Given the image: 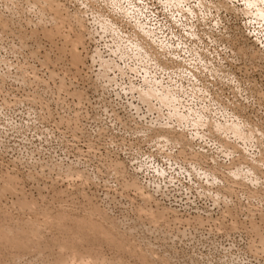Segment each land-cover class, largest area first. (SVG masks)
Instances as JSON below:
<instances>
[{
	"label": "rangeland",
	"instance_id": "rangeland-1",
	"mask_svg": "<svg viewBox=\"0 0 264 264\" xmlns=\"http://www.w3.org/2000/svg\"><path fill=\"white\" fill-rule=\"evenodd\" d=\"M263 238L264 0H0V264H264Z\"/></svg>",
	"mask_w": 264,
	"mask_h": 264
},
{
	"label": "bare ground",
	"instance_id": "bare-ground-1",
	"mask_svg": "<svg viewBox=\"0 0 264 264\" xmlns=\"http://www.w3.org/2000/svg\"><path fill=\"white\" fill-rule=\"evenodd\" d=\"M57 15H58V14H57ZM56 30H57V29H56ZM75 40H77V39H75ZM73 46H74V45H73ZM74 53H75V52H74ZM263 239H264V238H263ZM263 243H264V242H263ZM263 243H262V244H263ZM262 246H263V245H262ZM263 247H264V246H263ZM263 247H262V248H263ZM263 250H264V248H263Z\"/></svg>",
	"mask_w": 264,
	"mask_h": 264
},
{
	"label": "built area",
	"instance_id": "built-area-1",
	"mask_svg": "<svg viewBox=\"0 0 264 264\" xmlns=\"http://www.w3.org/2000/svg\"><path fill=\"white\" fill-rule=\"evenodd\" d=\"M147 19V18H146Z\"/></svg>",
	"mask_w": 264,
	"mask_h": 264
}]
</instances>
